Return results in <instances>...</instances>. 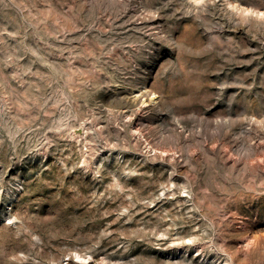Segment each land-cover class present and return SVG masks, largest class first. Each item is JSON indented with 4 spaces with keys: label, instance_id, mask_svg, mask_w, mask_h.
<instances>
[{
    "label": "rangeland",
    "instance_id": "374dc122",
    "mask_svg": "<svg viewBox=\"0 0 264 264\" xmlns=\"http://www.w3.org/2000/svg\"><path fill=\"white\" fill-rule=\"evenodd\" d=\"M0 264H264V0H0Z\"/></svg>",
    "mask_w": 264,
    "mask_h": 264
}]
</instances>
